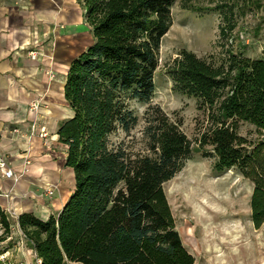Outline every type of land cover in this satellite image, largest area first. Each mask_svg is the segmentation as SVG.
Listing matches in <instances>:
<instances>
[{
    "label": "trees",
    "instance_id": "1",
    "mask_svg": "<svg viewBox=\"0 0 264 264\" xmlns=\"http://www.w3.org/2000/svg\"><path fill=\"white\" fill-rule=\"evenodd\" d=\"M176 0H79L93 44L74 59L64 85L72 118L59 124L65 167L75 189L63 210L44 222L23 214L17 224L40 264H195L184 248L163 186L195 153L213 158L212 171H241L253 185L251 222L264 226V141L248 145L239 125L264 134V60L229 54L219 67L183 52L168 74L174 91L202 100L209 127L198 146L159 108L146 113L153 156L111 149L109 137L136 119L125 95L148 102L163 38ZM233 27L222 28L227 38ZM211 148V153L204 151ZM0 206L4 235L13 227Z\"/></svg>",
    "mask_w": 264,
    "mask_h": 264
},
{
    "label": "rangeland",
    "instance_id": "2",
    "mask_svg": "<svg viewBox=\"0 0 264 264\" xmlns=\"http://www.w3.org/2000/svg\"><path fill=\"white\" fill-rule=\"evenodd\" d=\"M171 13L173 24L161 43L155 91L148 102L125 95L128 110L136 119L135 126L128 133L119 129L109 137L111 149L122 148L133 157L153 156L145 134L150 108L159 107L179 124L195 147L209 127V111L202 100L175 92L168 74L169 67L183 52L193 53L216 67L225 65L230 53L264 60V0H176ZM83 23L63 30L60 27V36L75 34L77 48L56 62L61 71L93 44L89 28ZM223 27H233L227 38L221 35ZM62 106L69 108L67 104ZM238 132L248 145L264 141V134L252 125L242 123ZM55 151L60 162L63 151ZM204 151L212 150L207 147ZM214 162L213 158H205L203 152L195 153L181 172L163 186L183 246L195 258V264H264V226L255 230L251 222L253 185L238 169L215 174ZM68 170L63 168L60 176L63 184L71 188L75 181ZM5 212L13 224L14 216L9 214L13 212ZM18 242L16 227L6 236L0 226L2 252ZM15 261V254L10 253V264ZM31 264L37 263L31 260Z\"/></svg>",
    "mask_w": 264,
    "mask_h": 264
},
{
    "label": "crops",
    "instance_id": "3",
    "mask_svg": "<svg viewBox=\"0 0 264 264\" xmlns=\"http://www.w3.org/2000/svg\"><path fill=\"white\" fill-rule=\"evenodd\" d=\"M83 14L78 0H0V157L18 177L15 182L0 173V206L13 212L9 214L14 216L20 240L17 220L21 215L56 216L75 189L63 184L60 176L63 168L68 169L67 147L59 143L57 132L59 124L73 113L62 106H66L68 67L61 71L56 62L77 49L75 34L60 36V27L86 23ZM36 101L41 107L32 113L29 107ZM34 123L46 127L50 138L33 135ZM59 148L63 151L60 162L55 151ZM49 190L53 196L47 195ZM13 246L9 253L15 254V264H31V260L40 264L25 244Z\"/></svg>",
    "mask_w": 264,
    "mask_h": 264
},
{
    "label": "built area",
    "instance_id": "4",
    "mask_svg": "<svg viewBox=\"0 0 264 264\" xmlns=\"http://www.w3.org/2000/svg\"><path fill=\"white\" fill-rule=\"evenodd\" d=\"M31 56H35V53H31ZM40 107H41L40 101H36V102L31 103L29 110L32 113H38ZM36 133H38L39 138L42 140H47L50 138V133L47 131L46 127L39 126V124L34 123L32 126V134L35 135ZM29 164L30 163L27 162V165ZM0 173L7 179H12L15 182L18 181V177L16 176L15 172L10 167V164L8 163V161H6L2 157H0ZM53 194H54L53 191L47 192L48 196H53ZM6 197H9V195H6ZM19 243L21 245L25 244V240H24L22 233H21V240ZM0 264H10V253L9 251L2 252L1 244H0Z\"/></svg>",
    "mask_w": 264,
    "mask_h": 264
},
{
    "label": "bare ground",
    "instance_id": "5",
    "mask_svg": "<svg viewBox=\"0 0 264 264\" xmlns=\"http://www.w3.org/2000/svg\"><path fill=\"white\" fill-rule=\"evenodd\" d=\"M43 172V171H42Z\"/></svg>",
    "mask_w": 264,
    "mask_h": 264
}]
</instances>
